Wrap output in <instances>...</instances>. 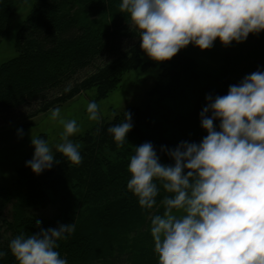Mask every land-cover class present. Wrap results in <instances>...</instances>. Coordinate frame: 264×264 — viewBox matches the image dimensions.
Returning a JSON list of instances; mask_svg holds the SVG:
<instances>
[{
	"label": "trees",
	"instance_id": "16d2710c",
	"mask_svg": "<svg viewBox=\"0 0 264 264\" xmlns=\"http://www.w3.org/2000/svg\"><path fill=\"white\" fill-rule=\"evenodd\" d=\"M119 2L0 0V115L22 108L34 115L86 90L103 94L113 90L143 53L125 14L118 12ZM24 4L30 10L9 38L13 15ZM222 60L216 73L206 75L203 86L193 87L192 58L181 53L171 58L153 88L157 98L143 110L133 111L134 125L123 148L117 149L107 131L116 123L101 125L94 128L90 150L80 151L79 165L54 163L39 175L25 166L16 170L11 183L0 184V250L8 252L0 264H17L8 249L15 236L61 223L76 224L75 232L59 241L57 249L68 264H158L150 214L157 212L165 193L161 191L151 213L142 209L126 190L127 164L134 147L145 142L153 144L163 164L174 161L162 147L174 149L181 141L199 143L207 135L199 115L208 104L206 96L226 95L230 85L264 71V31L227 46ZM178 99H189L190 109L178 111L164 102ZM214 124L219 130V120ZM7 206L9 220L3 217ZM48 206L54 207L53 214L37 212ZM36 220L41 221L39 227Z\"/></svg>",
	"mask_w": 264,
	"mask_h": 264
},
{
	"label": "clouds",
	"instance_id": "9594fccd",
	"mask_svg": "<svg viewBox=\"0 0 264 264\" xmlns=\"http://www.w3.org/2000/svg\"><path fill=\"white\" fill-rule=\"evenodd\" d=\"M118 12L125 14L143 52L157 62L170 60L190 43L211 49L219 38L227 47L264 31V0H120ZM206 100L199 115L207 135L199 143L162 147L174 164L161 163L151 142L134 147L126 190L150 213L165 193L150 214L158 264H264V71ZM86 112L90 121L101 119L94 100ZM124 116L107 129L117 149L133 127L132 114ZM50 120H59L63 130L55 144L32 134L34 153L26 166L37 175L59 162L56 153L69 166L83 159L81 145L72 139L81 131L77 121L64 120L59 107L50 110ZM75 230V223H61L36 234L21 233L8 249L17 264H68L57 249ZM7 255L0 250V261Z\"/></svg>",
	"mask_w": 264,
	"mask_h": 264
},
{
	"label": "rangeland",
	"instance_id": "374dc122",
	"mask_svg": "<svg viewBox=\"0 0 264 264\" xmlns=\"http://www.w3.org/2000/svg\"><path fill=\"white\" fill-rule=\"evenodd\" d=\"M29 10V4H24L16 9L7 37L15 36ZM236 44L235 41L231 43L233 46ZM225 49L226 47L217 38L211 49L201 50L198 46L190 43L178 52L192 58L195 62L196 80L192 82L193 87L203 86L206 83V75L218 71L223 61L222 56ZM10 51L8 50L7 53ZM170 62L171 59L163 62L154 61L143 52L139 56L138 62L122 74L119 83L107 94L100 93L93 88L58 105L36 112L34 115H29L27 108L0 115V184L11 183L15 178L16 170L24 169L26 161L32 159L34 153V146L31 144L32 134L46 139L50 144L59 142V134L63 130V126L59 120H50L51 109L59 107L61 117L64 120L75 119L77 121L81 131L72 139L81 145L80 151L86 148L90 150L93 144V140L90 141V138L96 135L94 128L97 129L105 124L122 123L124 112L133 114V111L143 110L147 104L154 102L157 97L152 94L153 88ZM184 90L187 93L188 90ZM93 100L100 106L101 119L99 121L88 119L86 107L89 101ZM164 102L178 111L190 109L189 99H178L173 103L168 100H164ZM131 122L134 125L133 121ZM20 129L23 130L22 135L18 132ZM99 138L101 137L99 136ZM55 159L59 162H67L66 160L63 161L64 158L60 153L55 154ZM54 211V207L48 206L45 209H39L37 212L48 216ZM9 216L10 207L7 206L4 209L3 217L9 220ZM4 236L8 238L9 235L6 233Z\"/></svg>",
	"mask_w": 264,
	"mask_h": 264
}]
</instances>
